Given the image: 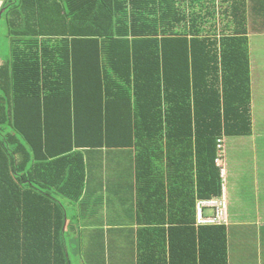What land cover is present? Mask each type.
Returning <instances> with one entry per match:
<instances>
[{
	"label": "trees",
	"instance_id": "trees-1",
	"mask_svg": "<svg viewBox=\"0 0 264 264\" xmlns=\"http://www.w3.org/2000/svg\"><path fill=\"white\" fill-rule=\"evenodd\" d=\"M211 3L0 0V264H76L63 199L83 193L84 150L202 168L200 197L220 194L217 139L251 131L250 70L245 14L230 30ZM199 229L212 235L197 258L162 243L150 261L140 245L137 264H226L224 226Z\"/></svg>",
	"mask_w": 264,
	"mask_h": 264
},
{
	"label": "crops",
	"instance_id": "crops-1",
	"mask_svg": "<svg viewBox=\"0 0 264 264\" xmlns=\"http://www.w3.org/2000/svg\"><path fill=\"white\" fill-rule=\"evenodd\" d=\"M209 5L216 22L224 12L228 24L234 8L245 14L241 27L245 29L250 70L251 131L218 138L222 153L225 152L221 159L226 158L223 172L217 168L220 194L224 187L227 201L228 223L219 225L225 229V261L264 264V0H227L220 7L214 0ZM228 26L233 29L232 22ZM217 144L215 159L219 155ZM126 150L130 168H85L81 197L76 201L63 199L64 233L70 256L76 264H121L122 250L128 243L129 263L137 264L140 245L145 248L147 259L154 261L158 246L163 243L178 248L187 246L189 254L197 258L199 238L212 235L196 225V201L203 199L202 168H135V151L131 148L88 149L83 154L87 165V155L91 158L107 152L122 155ZM205 213L212 211L206 209ZM17 217L22 219L21 215ZM127 233L129 241L121 237ZM178 260L177 264H196L181 257Z\"/></svg>",
	"mask_w": 264,
	"mask_h": 264
},
{
	"label": "rangeland",
	"instance_id": "rangeland-1",
	"mask_svg": "<svg viewBox=\"0 0 264 264\" xmlns=\"http://www.w3.org/2000/svg\"><path fill=\"white\" fill-rule=\"evenodd\" d=\"M1 31L4 32L5 29L3 27H1ZM2 33L0 34V52L5 53L6 51H8V39L6 38V36ZM225 150V149H224ZM129 152V151H128ZM127 152V150L122 153V155H120L121 153H114V152H110V153H104L101 157H97V158H91L89 155H87V165L86 168H130L131 165V161H130V156L129 153ZM223 157H225V152L223 154ZM226 158H224V160L221 159V164L222 167H224L226 165ZM120 163V166H119ZM224 163V164H223ZM197 225V224H196ZM205 224L201 225L204 226ZM125 241H129L130 240V235L127 233V236L122 234V236ZM96 239H98V237H95ZM121 239V238H120ZM99 242V240H96L95 244H97ZM129 244L127 243V248L125 247V250H122L123 255L122 257L124 258L123 260L121 259V264H130L129 263V254L130 252L128 251L130 248H128ZM113 249V245L111 244V250ZM95 251L98 253V247L95 249ZM110 258H113V253H110Z\"/></svg>",
	"mask_w": 264,
	"mask_h": 264
},
{
	"label": "built area",
	"instance_id": "built-area-1",
	"mask_svg": "<svg viewBox=\"0 0 264 264\" xmlns=\"http://www.w3.org/2000/svg\"><path fill=\"white\" fill-rule=\"evenodd\" d=\"M222 142L218 139V157L215 159V162L221 172H223V167L221 164L222 153ZM226 197L224 194V187L222 188V193L218 196H213L211 198H203L196 201V224H213V225H226L228 223L227 215V204ZM209 209L212 211L211 214H206L205 210Z\"/></svg>",
	"mask_w": 264,
	"mask_h": 264
}]
</instances>
